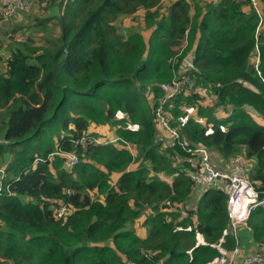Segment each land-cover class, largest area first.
Instances as JSON below:
<instances>
[{
  "label": "trees",
  "instance_id": "1",
  "mask_svg": "<svg viewBox=\"0 0 264 264\" xmlns=\"http://www.w3.org/2000/svg\"><path fill=\"white\" fill-rule=\"evenodd\" d=\"M32 14L24 39L0 28V264H213L229 252L226 193L189 173L201 150L238 155L264 190V0H48ZM129 15L143 23L121 29ZM50 23L51 44L33 37ZM206 89L204 123L187 108ZM91 123L117 138L95 139ZM246 226L264 251V209Z\"/></svg>",
  "mask_w": 264,
  "mask_h": 264
},
{
  "label": "built area",
  "instance_id": "2",
  "mask_svg": "<svg viewBox=\"0 0 264 264\" xmlns=\"http://www.w3.org/2000/svg\"><path fill=\"white\" fill-rule=\"evenodd\" d=\"M34 0H0V22L7 21L19 12L29 10ZM255 4L256 0H252ZM181 86L180 80H173L170 83H161V87L169 96L175 93ZM165 98L160 99V104L156 108L157 118L160 123L168 127L167 118L161 111V105ZM87 135L80 137L85 140ZM96 139V138H95ZM98 140V139H97ZM201 150V149H200ZM63 162L70 166L74 165L77 155L74 151H68L63 154ZM201 168L196 172H190V177L201 182L205 187L222 190L226 193V209L230 221L231 232L236 239V244L229 252H225L218 257L220 264H254L264 263V254L251 252H242L240 240L238 237V229L241 225H246V221L250 214L257 208L264 209V190L260 194L253 182L248 179L247 171L238 155L232 156L233 167L231 169L215 168L209 162L208 153L201 150ZM65 210L64 206L57 208V214L61 215ZM238 260V262H234Z\"/></svg>",
  "mask_w": 264,
  "mask_h": 264
},
{
  "label": "rangeland",
  "instance_id": "3",
  "mask_svg": "<svg viewBox=\"0 0 264 264\" xmlns=\"http://www.w3.org/2000/svg\"><path fill=\"white\" fill-rule=\"evenodd\" d=\"M48 0H35L34 1V5H33V9L30 11H26L24 14L26 16H32L33 14L32 13H38V12H42L43 9L45 8V4L47 3ZM67 2L68 0H56V3L60 4V2ZM169 2H171V0H163V3L164 4H168ZM65 6V5H64ZM64 6L62 7V3L57 11V17L60 16V14H62V11L64 9ZM139 12V11H138ZM20 15L17 14L16 17H15V20L11 19L9 21H2L0 22V28H5L8 32H11V30L9 29L11 26L15 27V28H18L14 31H12V36H18V37H21L22 39L26 38L27 36V31H29V29L27 27H17L19 24H23L22 22L20 21H17V18L19 17ZM133 15H129V16H125V17H122L120 20L116 21L115 23L122 29L126 26H129V25H132V26H138L139 24H142V18L140 17H134V20L135 22H133ZM22 20V19H21ZM29 22V21H28ZM27 24V23H26ZM44 31L43 32H38L37 31V27L31 29V31H33V34H34V38H39V37H43L45 38L49 44H51V42H53V39L56 38L59 33H60V30H61V26L60 24H56V23H50L48 25H45L44 26ZM143 33L145 34V36L148 35L149 31L148 30H142ZM38 32V33H37ZM40 49H37L36 52H38ZM202 90V89H201ZM203 91V90H202ZM206 92H207V96H205L206 98L204 100L201 101V104L199 103H195L194 105L192 106H189L187 108V115H192L194 116V118L202 121L205 123V118L204 117H200L197 113V110H198V106H203V107H211L214 103V99H215V96L213 97L212 94L210 93V91L208 89H206ZM208 95H210L208 97ZM215 113L217 115H222L223 114V111L219 108V107H215ZM91 127H95L91 124ZM98 132L101 134L100 136H96V139H110V140H114L116 139L117 137H115L116 135H114L113 133V129L111 128V126H98ZM161 135L164 136L165 138H167V136H169V134L167 133V131L164 129V128H161V131H160ZM72 139V138H71ZM73 140V139H72ZM116 141V140H115ZM114 142V141H113ZM208 150V149H207ZM208 154L210 156V161L214 164H216L217 166L219 167H223L224 169H227L228 167H231L233 165V160L231 157L228 158V160L218 156L213 150H208ZM60 155L63 156V154L65 153V151H60L59 152ZM238 154H242L241 152L238 153ZM241 159V158H240ZM241 161L243 162V160L241 159ZM200 166H201V162L199 163ZM118 173H115V172H112L110 174V178L111 180H115L117 177H118ZM147 211H145L146 213ZM130 231H135L137 232L138 234L142 235V234H145L146 233V225L145 226H142L140 225V222L139 221H135L133 222L131 225H130ZM234 262H238V260H235ZM213 264H220L219 261H218V258L216 259V261L213 263Z\"/></svg>",
  "mask_w": 264,
  "mask_h": 264
},
{
  "label": "crops",
  "instance_id": "4",
  "mask_svg": "<svg viewBox=\"0 0 264 264\" xmlns=\"http://www.w3.org/2000/svg\"><path fill=\"white\" fill-rule=\"evenodd\" d=\"M57 5H58V3H57ZM57 10H58V7L54 6V12L57 13ZM16 15L13 16V17H16ZM13 17H11V18H13ZM24 17H25V14H21L17 18V21H20V22L26 21V18H24ZM9 20H10V18L7 21H9ZM0 31H1V29H0ZM91 124H90L89 128H91V129H96L97 128V131H98V126H95L94 124H92L95 127H91ZM232 167H233V165L231 167H228L227 169H231ZM238 237H239L240 243H241V245H242V247L244 249H246V250L247 249L248 250L254 249L255 250V251H245L246 253H251V252H258L259 253V252H261V254H264V251L261 248H259L256 245L257 243L252 239L251 234H250V230L248 229V227L246 225H241L239 227V229H238Z\"/></svg>",
  "mask_w": 264,
  "mask_h": 264
},
{
  "label": "clouds",
  "instance_id": "5",
  "mask_svg": "<svg viewBox=\"0 0 264 264\" xmlns=\"http://www.w3.org/2000/svg\"><path fill=\"white\" fill-rule=\"evenodd\" d=\"M234 156H236V155H234Z\"/></svg>",
  "mask_w": 264,
  "mask_h": 264
}]
</instances>
